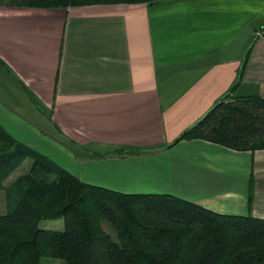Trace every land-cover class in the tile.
<instances>
[{
	"label": "crops",
	"instance_id": "obj_1",
	"mask_svg": "<svg viewBox=\"0 0 264 264\" xmlns=\"http://www.w3.org/2000/svg\"><path fill=\"white\" fill-rule=\"evenodd\" d=\"M255 95L264 0L0 4V126L82 181L264 218V149L173 144L220 100Z\"/></svg>",
	"mask_w": 264,
	"mask_h": 264
},
{
	"label": "trees",
	"instance_id": "obj_2",
	"mask_svg": "<svg viewBox=\"0 0 264 264\" xmlns=\"http://www.w3.org/2000/svg\"><path fill=\"white\" fill-rule=\"evenodd\" d=\"M157 1L0 4L67 8ZM191 139L238 151L264 149V97L220 100L173 144ZM22 166L27 169L11 180ZM1 192L5 209L0 203V264H41L46 257L65 264H264V218L215 212L173 194L122 193L82 181L0 126ZM43 220H59L62 228L43 227Z\"/></svg>",
	"mask_w": 264,
	"mask_h": 264
},
{
	"label": "rangeland",
	"instance_id": "obj_3",
	"mask_svg": "<svg viewBox=\"0 0 264 264\" xmlns=\"http://www.w3.org/2000/svg\"><path fill=\"white\" fill-rule=\"evenodd\" d=\"M26 165V164H25ZM24 165V166H25ZM24 166L20 167L12 176H11V180L16 178V176H18L19 174H21L22 172H24L26 168H23ZM0 203L2 205V208L5 209V198H4V193L1 192L0 193ZM41 225L43 227H47V228H53V229H58V228H62V223L59 222V220H43L41 222ZM41 264H65L64 260L59 259V258H51V257H46L43 258Z\"/></svg>",
	"mask_w": 264,
	"mask_h": 264
}]
</instances>
